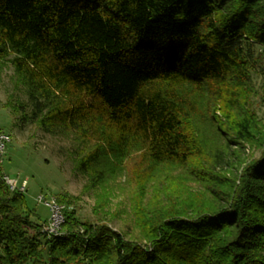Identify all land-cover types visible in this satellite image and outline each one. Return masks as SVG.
<instances>
[{"label": "trees", "instance_id": "16d2710c", "mask_svg": "<svg viewBox=\"0 0 264 264\" xmlns=\"http://www.w3.org/2000/svg\"><path fill=\"white\" fill-rule=\"evenodd\" d=\"M11 55L33 119L78 141L92 185L137 155L147 181L183 196L148 206L141 192L139 239L81 231L58 199L65 232L49 235L0 166V264L42 263L44 249L48 264H264V0H0V66Z\"/></svg>", "mask_w": 264, "mask_h": 264}, {"label": "rangeland", "instance_id": "374dc122", "mask_svg": "<svg viewBox=\"0 0 264 264\" xmlns=\"http://www.w3.org/2000/svg\"><path fill=\"white\" fill-rule=\"evenodd\" d=\"M9 56L0 66V129L11 134L12 140L7 146L4 157V172L16 178L19 184L27 181L24 192L25 201L34 213L33 220L43 223L50 216V207L46 202L53 198L62 199L68 210H75L77 224H106L126 235L129 239L141 237L135 214L141 192L144 205L163 202L162 191L177 198L182 186L177 182L161 187L160 179L147 181L148 175L138 165V156L134 155L122 164L108 182L92 185L90 176L76 168L77 156L83 152L78 141L71 135L54 134L46 131L33 119V106L29 101L26 88L17 81L14 67ZM264 64V63H263ZM257 93L253 97V107L264 121V73L261 68L254 74ZM193 136L201 139L199 128L192 122ZM205 130V128H200ZM207 131V129H206ZM260 155V149L249 148L243 153L244 158ZM178 179H188L193 189H201L192 180L190 174L179 169L174 173ZM161 190V191H160ZM43 195V200L39 197ZM176 198V199H177ZM61 227L60 233H64ZM46 233V232H45ZM42 263L30 261L29 264H48L47 249H44Z\"/></svg>", "mask_w": 264, "mask_h": 264}, {"label": "built area", "instance_id": "2783aa9c", "mask_svg": "<svg viewBox=\"0 0 264 264\" xmlns=\"http://www.w3.org/2000/svg\"><path fill=\"white\" fill-rule=\"evenodd\" d=\"M12 137L8 132L0 129V166H3L4 157L6 155L7 146L11 142ZM3 179L8 184L11 191L14 190H26L27 181L24 180L22 184H19L18 179L12 178L6 173L3 175ZM43 200V195L39 197V201ZM46 204L50 207L51 216L48 221L44 224V230L49 235L58 234L63 223L65 222V205L58 202L57 199L53 198L51 202H46Z\"/></svg>", "mask_w": 264, "mask_h": 264}]
</instances>
